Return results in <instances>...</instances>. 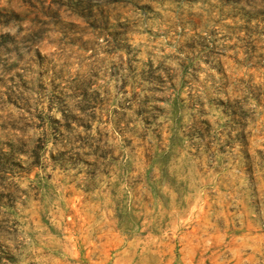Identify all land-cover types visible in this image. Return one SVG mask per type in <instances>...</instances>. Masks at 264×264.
<instances>
[{
  "label": "clouds",
  "instance_id": "obj_1",
  "mask_svg": "<svg viewBox=\"0 0 264 264\" xmlns=\"http://www.w3.org/2000/svg\"><path fill=\"white\" fill-rule=\"evenodd\" d=\"M0 264H264V0H0Z\"/></svg>",
  "mask_w": 264,
  "mask_h": 264
}]
</instances>
